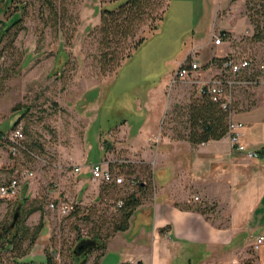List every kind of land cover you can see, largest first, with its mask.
<instances>
[{
    "label": "rangeland",
    "instance_id": "rangeland-1",
    "mask_svg": "<svg viewBox=\"0 0 264 264\" xmlns=\"http://www.w3.org/2000/svg\"><path fill=\"white\" fill-rule=\"evenodd\" d=\"M124 1L0 0V131L7 133L22 115L18 125L24 129L26 144L39 157L25 153L13 156L9 144L0 140V187L11 178L20 179L18 197L0 196V232L5 225L13 224L17 213L20 225L32 231L43 224L35 244L30 247L29 241L24 243L23 251L28 253L22 261L44 264L49 256L54 257V264H74L72 252L82 239H91L96 229L103 236L112 231L110 223L115 213L110 200L124 196L127 188H115L109 197L80 205L67 216L49 208L50 203L62 197L59 193L63 192L64 161L84 153L88 163L102 159L98 136L105 132L103 137L108 138L109 127L125 120L135 133L150 112V89L177 70L178 57L192 44L204 40L213 43L212 34L219 32L218 25L231 22L236 23L237 31L246 30L239 15L227 19L231 0H168L169 9L158 31L150 36V22L141 25L137 39L142 33L149 39L131 58L120 63L119 70L108 72L111 55L107 60L104 55L128 54L130 50H123L131 42L107 47L100 33L101 13L103 9H117ZM236 1L238 6L241 3V15L247 17L255 31L240 42L243 52L238 59L263 62L264 0H232ZM15 14L21 19L11 26ZM194 90L191 84H179L172 90L167 87L168 108L161 125L164 135L173 138L177 132H185L186 108L194 98ZM85 138L90 145L88 152ZM103 145L112 147L111 139L103 141ZM114 153L116 158L139 161L127 151ZM122 165H132L138 181L148 182L153 190L152 166L141 162ZM27 169L33 170L35 177L24 179L22 173ZM122 170L127 172L125 167ZM54 189H60L58 195ZM35 206L42 207V212L27 215ZM252 235L256 237V233ZM99 254L100 251L91 252L87 264H94ZM9 256L2 253L0 264H15ZM102 264L116 263L110 256Z\"/></svg>",
    "mask_w": 264,
    "mask_h": 264
},
{
    "label": "crops",
    "instance_id": "crops-1",
    "mask_svg": "<svg viewBox=\"0 0 264 264\" xmlns=\"http://www.w3.org/2000/svg\"><path fill=\"white\" fill-rule=\"evenodd\" d=\"M239 6L237 1H230L227 19L239 15L246 30L237 31L236 23L231 22L218 25L217 31L227 32L222 44L216 46L208 40L192 44L178 57L177 70L186 60L195 59L202 68L201 78L209 80L221 71L220 62L215 60L242 55L240 42L255 31ZM171 75L150 89V112L135 133L125 120L109 127L108 138L103 137L105 132L98 136L102 159L88 163L84 153L64 161L63 192L58 201L88 206L109 197L112 189L93 180L90 166L104 163L111 169L119 166L129 171L130 165H121L125 159L116 158L114 153L127 151L139 159L129 160L130 164L152 166L153 190L150 185L142 195L129 229L108 240L100 264L110 256L116 264H264V247L258 252L252 249L253 232L256 236L264 234V86L239 91L234 99L232 119L244 124L243 143L248 151L258 154L250 158L232 147L229 135L193 145L163 134ZM160 133V142L153 143L152 138ZM107 139H111L112 147L103 145ZM84 147L90 151L87 138ZM77 167L81 168L79 172H75ZM59 190L53 193L58 195ZM187 205L215 206L216 210L202 213L186 209Z\"/></svg>",
    "mask_w": 264,
    "mask_h": 264
},
{
    "label": "trees",
    "instance_id": "trees-1",
    "mask_svg": "<svg viewBox=\"0 0 264 264\" xmlns=\"http://www.w3.org/2000/svg\"><path fill=\"white\" fill-rule=\"evenodd\" d=\"M12 1L13 0L10 2ZM166 2L165 5L162 0H126L115 10H102L100 33L103 35V40L107 47L111 48L113 44L120 46L126 41L131 42L129 48L123 50H130L128 54L111 52L104 55L103 58L106 60L108 55H111L108 61L112 62V66L107 70L108 72H113L117 68L119 70L122 65L120 63L123 62V60L126 61L131 58L134 51L144 45L149 39V36H146L145 33H142L137 39V30L141 25L150 22L148 28L151 34L150 36L158 31L169 9L168 0H166ZM20 19L21 16L15 14L12 18L11 26L16 25ZM11 26L7 27V29ZM255 38L257 40L262 39L260 36H256ZM215 61H219L222 66L223 60L219 59ZM193 92L194 98L186 108L187 120L184 123L185 132H177L173 139L187 140L193 145H197L226 137L228 135L229 112L224 111L219 103L213 102L207 90H204L203 93L200 94L196 90ZM21 117L22 115L13 121V126L18 125ZM4 134L5 132L0 131V140L3 139ZM24 145L26 149L22 151V153L31 157L30 152L34 153V151L26 144V136ZM131 166L132 165H130V170L126 173L129 177H135L138 181V177L135 176V171H133ZM143 183L144 182H139V184L134 187L128 184L124 186L103 184L110 187L112 190L115 188H127L128 191L121 198L110 200V208L113 213H115L110 223V225L113 226L112 231L103 236L100 232L101 230L96 229L91 239H82L72 252L74 264H87L88 256L93 251H100L94 263L100 264L99 257L101 258L104 254L108 240L116 233L125 232L129 229L133 214L142 204V195L148 190L149 183ZM119 202H122V205L119 206ZM78 206L79 205L75 204L74 213L78 209ZM186 209L196 210L202 213L210 211L208 206L192 207L187 205ZM42 210V207L35 206L27 212V215L37 211L42 212ZM20 224L21 219L16 220L12 225H5L2 228L0 232V257L2 253L10 254L9 260H12L15 264H34V262L22 261L28 253L23 251V245L26 241H29L30 247L35 244L36 239L43 229V224L41 223L37 226L34 231H32L29 226ZM44 264H54V257L48 256Z\"/></svg>",
    "mask_w": 264,
    "mask_h": 264
},
{
    "label": "built area",
    "instance_id": "built-area-1",
    "mask_svg": "<svg viewBox=\"0 0 264 264\" xmlns=\"http://www.w3.org/2000/svg\"><path fill=\"white\" fill-rule=\"evenodd\" d=\"M227 32L225 30L215 32L212 34L214 37L213 44L219 46L222 44ZM223 64L221 71L218 75L209 80L201 78V65L195 59L186 60L184 64L175 71L169 82V90H172L179 84H191L196 88L197 92L203 93L207 90L213 102L219 103L221 108L229 112L228 135L232 147L240 152H246L250 158L257 157L256 152L248 151L243 143V129L244 124L235 122L232 119L234 114V99L240 90H247L253 87L264 86V61L255 64L249 58H234L225 57L222 59ZM3 121L0 114V122ZM162 133L157 134L152 138V142L157 144L160 142ZM4 142L9 144L11 154L18 156L25 151V133L22 126H14L7 133L4 134ZM32 158L39 159V157L30 152ZM122 164L130 163L128 160H122ZM80 167L75 168V172H79ZM90 172L94 181L101 182L102 184L124 186L128 184L131 187L137 186L139 182L135 177H129L128 174L122 170L121 167L114 168L106 167L104 163H95L90 166ZM24 179H32L35 177L33 170L27 169L22 173ZM20 194V179L17 177L11 178L9 182L0 187V196L3 198H15ZM199 200V198H196ZM118 205H122L119 202ZM52 211H57L59 214L67 216L75 210L73 202L54 201L49 204ZM264 247V234L252 238V249L258 252ZM130 261L126 264H132Z\"/></svg>",
    "mask_w": 264,
    "mask_h": 264
},
{
    "label": "water",
    "instance_id": "water-1",
    "mask_svg": "<svg viewBox=\"0 0 264 264\" xmlns=\"http://www.w3.org/2000/svg\"><path fill=\"white\" fill-rule=\"evenodd\" d=\"M18 217H19V213H17V214L15 215V217H14V222L18 219Z\"/></svg>",
    "mask_w": 264,
    "mask_h": 264
},
{
    "label": "flooded vegetation",
    "instance_id": "flooded-vegetation-1",
    "mask_svg": "<svg viewBox=\"0 0 264 264\" xmlns=\"http://www.w3.org/2000/svg\"><path fill=\"white\" fill-rule=\"evenodd\" d=\"M9 2L11 1V0H8Z\"/></svg>",
    "mask_w": 264,
    "mask_h": 264
}]
</instances>
